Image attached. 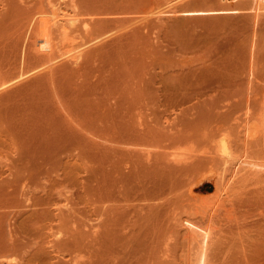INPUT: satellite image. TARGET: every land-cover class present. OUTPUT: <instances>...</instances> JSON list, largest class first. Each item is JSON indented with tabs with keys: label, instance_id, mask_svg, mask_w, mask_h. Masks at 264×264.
Masks as SVG:
<instances>
[{
	"label": "rangeland",
	"instance_id": "374dc122",
	"mask_svg": "<svg viewBox=\"0 0 264 264\" xmlns=\"http://www.w3.org/2000/svg\"><path fill=\"white\" fill-rule=\"evenodd\" d=\"M167 2L0 0V264H264V11Z\"/></svg>",
	"mask_w": 264,
	"mask_h": 264
},
{
	"label": "bare ground",
	"instance_id": "6f19581e",
	"mask_svg": "<svg viewBox=\"0 0 264 264\" xmlns=\"http://www.w3.org/2000/svg\"><path fill=\"white\" fill-rule=\"evenodd\" d=\"M168 1H170V0H168ZM173 1V0H172ZM177 1V0H176ZM252 1V3L251 4H253V5H251L252 7H251V9L254 11V12H256V14H257V12H259V11H261V10H263L264 11V0H250V2ZM166 3H168L167 2V0H166ZM173 2H170V4H172ZM62 4V3H61ZM58 6H60V7H62L63 6V4H62V6L61 5H59L58 4ZM58 6H56L55 8H58ZM64 6H66V8H67V5H65L64 4ZM63 6V7H64ZM60 7L58 8V9H56V10H54V11H57V13H59L58 11H59V9H60ZM62 7V8H63ZM54 7H52L51 8V10L52 9H55ZM61 8V9H62ZM71 9V8H70ZM70 9L68 10V11H70ZM63 10V12L62 11H60L62 14L65 12V13H67V9H62ZM72 10V9H71ZM53 11V10H52ZM169 10H167V12H168ZM71 12V14L73 13L72 11H70ZM75 12V11H74ZM165 12V11H164ZM262 12V11H261ZM53 13V12H52ZM56 13V14H57ZM61 14V15H62ZM52 15V14H51ZM51 15H49V17H51ZM57 15H60V13L59 14H57ZM56 15V16H57ZM60 15V16H61ZM75 16H73V15H70V14H63V16H64V22H62L63 24L62 25H64V23H65V25H67V24H69V22H70V24L71 23H74L75 21L76 22H78L79 21V17H78V15L75 13L74 14ZM60 16H59V18H58V16H57V18L59 19L58 21L55 19V21H53V20H51V21H53V22H56L57 23V25L59 24V23H61V21L62 20H60ZM63 16L61 17V18H63ZM78 17V21H77V17ZM49 17H46V20H47V18H49ZM50 19H53V18H50ZM50 19L48 20L49 22H50ZM40 20H42V19H40ZM46 20H42L43 22H47ZM42 21H40V22H42ZM60 21V22H59ZM67 21H69V22H67ZM59 22V23H58ZM66 22H67V24H66ZM41 24V23H40ZM46 24V23H45ZM44 24V25H45ZM54 25H56L55 23H53ZM75 24H77V23H74V26H73V24L71 25V27L73 26V28H77V26H78V24L76 25V27H75ZM43 25V24H42ZM41 25V26H42ZM43 25V26H44ZM48 25V24H47ZM47 25H46V27H47ZM62 25H60V28H59V25L57 26L58 28H59V30L61 31V30H63V29H67V28H69V25H68V27L67 26H65L64 25V27L62 26ZM41 26H40V31L38 32V37H37V39H36V42L39 44L38 46H39V48L40 49H43V50H45V51H52V49H53V44H54V42L52 41V36L50 37V35H49V33H50V31L48 30V27L46 28L48 31H44L45 30V28H41ZM63 27V29H62V27ZM45 27V26H44ZM67 27V28H66ZM72 28V29H73ZM42 29V30H41ZM71 29V30H72ZM74 30V29H73ZM49 32V33H48ZM62 32V31H61ZM60 32V33H61ZM64 32L65 31H63L61 34L63 35L64 34ZM66 33V32H65ZM61 35V36H62ZM65 36V34L63 35V37H61V39H65L66 37H64ZM98 37V36H97ZM94 38V37H93ZM93 38H91V40L93 39ZM97 39V38H96ZM96 39H94V40H96ZM90 40V41H91ZM94 42V41H93ZM84 43H86V42H84ZM84 43H82L83 45H84ZM81 45V44H80ZM82 45V46H83ZM77 46H79V45H77ZM77 46H76V48H77ZM85 46V45H84ZM75 47V46H74ZM74 47H71V48H73L74 49ZM82 48V47H81ZM69 50L67 51V54L68 55H66V56H74V55H77V54H79V48L77 49V51H78V53H77V51L75 52L73 49H70V48H68ZM72 51H74L75 53L74 54H72ZM61 52H64V53H66V49H65V51L63 50V51H61ZM60 52V53H61ZM64 53H63V55H64ZM71 53V54H70ZM61 55H62V53H61ZM58 56H60V54L58 55L57 54V57ZM63 57V56H62ZM64 57H65V55H64ZM55 56H54V58H53V61L55 60ZM49 60H50V57L48 58ZM51 60H52V58H51ZM48 61V60H47ZM50 62V61H49ZM25 74L23 73H21V75H20V77H23ZM11 82L9 81H7V82H4V83H1L0 84V90L1 89H3V88H6L9 84H10ZM69 109V111H71V109L70 108H68L67 107V110ZM263 109V108H262ZM70 114H71V112H69ZM72 114H73V112H72ZM71 114V115H72ZM259 115V116H258ZM258 117L256 118L255 117V120L253 121V122H251V124L249 125V124H247L248 126H246V124H244V127H245V136L246 137H252V136H254L258 131H261L262 133H263V139H264V110H262L260 113H258ZM73 117V116H72ZM255 122V123H254ZM72 145H74V144H72ZM219 150L221 151V152H224V151H228V147H226V145L224 144V142L222 143V145H219ZM44 157V156H43ZM43 157H42V162H43ZM47 157V156H46ZM46 157H44V158H46ZM46 160H47V158H46ZM244 162H247V163H249V164H253V165H259L258 163H256V162H253V161H244ZM29 174V175H28ZM32 174L31 173H27L25 176H26V178H28L29 176H31ZM28 176V177H27ZM32 177V176H31ZM15 180V179H14ZM13 180V181H14ZM9 181V180H8ZM11 181V180H10ZM10 181H9V183L7 184V186H9L11 183H10ZM224 182V181H223ZM12 186H13V184H11ZM214 191V190H213ZM213 191H209L208 192V194H210V193H213ZM183 222H184V224L189 228V229H191V230H193V231H195V235L196 236H198L199 237V239H200V241H201V254H200V258H199V262H198V264H203V249H204V247H205V245H206V242H207V239H208V231H207V229H205V228H203V227H201V226H198V225H196V224H194L193 222H191V221H189V220H187V219H184L183 220ZM26 225V226H25ZM24 226L25 227H28V228H30L29 226H28V224H24ZM24 227V228H25ZM23 228V229H24ZM27 228V229H28ZM32 228V227H31ZM31 228L30 229H28V231L27 232H29L30 233V231L29 230H31ZM26 229V228H25ZM32 230H33V228H32ZM32 230H31V232H32ZM194 235V236H195ZM239 235V234H238ZM57 238H59L58 237V235H57ZM75 242V241H74ZM16 243L14 242V246H16V245H18V243L15 245ZM75 245H76V242H75ZM19 246H20V244H19ZM73 246V245H72ZM13 247V246H12ZM17 247V246H16ZM75 247V246H74ZM74 247H72L73 249H75ZM36 253V252H35ZM35 253H33L32 255H34ZM31 255V253L29 254V256H32ZM35 256V255H34ZM33 256V257H34ZM33 257H31V258H33ZM30 258V257H29ZM30 258V259H31Z\"/></svg>",
	"mask_w": 264,
	"mask_h": 264
}]
</instances>
